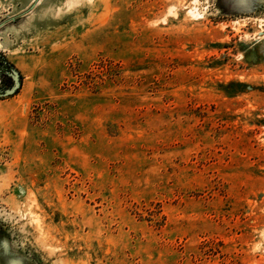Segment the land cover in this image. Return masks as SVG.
I'll return each instance as SVG.
<instances>
[{"label":"rangeland","instance_id":"1","mask_svg":"<svg viewBox=\"0 0 264 264\" xmlns=\"http://www.w3.org/2000/svg\"><path fill=\"white\" fill-rule=\"evenodd\" d=\"M33 2L0 0V264H264V0Z\"/></svg>","mask_w":264,"mask_h":264},{"label":"flooded vegetation","instance_id":"2","mask_svg":"<svg viewBox=\"0 0 264 264\" xmlns=\"http://www.w3.org/2000/svg\"><path fill=\"white\" fill-rule=\"evenodd\" d=\"M14 69L20 70L1 52L0 50V97L14 95L20 88L19 86L12 94H6L8 90L17 86L18 80L22 82V74L18 80Z\"/></svg>","mask_w":264,"mask_h":264},{"label":"water","instance_id":"3","mask_svg":"<svg viewBox=\"0 0 264 264\" xmlns=\"http://www.w3.org/2000/svg\"><path fill=\"white\" fill-rule=\"evenodd\" d=\"M38 1H39V0H34V2L32 3V5H31V6H30V7H29L24 13L33 10V9L36 7ZM24 13H23V14H24ZM18 16H19V15H18ZM18 16H13V17L10 18L9 20H16ZM5 23H6V21L3 22V23H1L0 26L4 25ZM14 71H15V74H16V77H17V80H18V78H19V76H20L21 74H20L19 71H17L16 69H14ZM19 86H22V82L18 80L17 86H16L14 89H10V90H8L6 94H12V93H13V92H14Z\"/></svg>","mask_w":264,"mask_h":264}]
</instances>
